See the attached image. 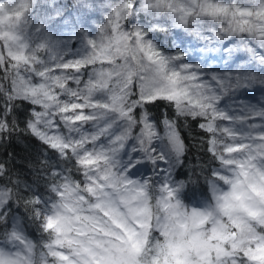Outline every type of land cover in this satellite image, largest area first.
Segmentation results:
<instances>
[{
    "label": "snow or ice",
    "instance_id": "obj_1",
    "mask_svg": "<svg viewBox=\"0 0 264 264\" xmlns=\"http://www.w3.org/2000/svg\"><path fill=\"white\" fill-rule=\"evenodd\" d=\"M49 2L37 26L41 0H0V140L23 124L47 162L44 192L0 164V264H264V102L242 94L256 77L157 35L190 30L229 68L258 63L264 84V0H103L95 35L71 44L54 34L66 6ZM188 120L217 162L191 206L177 178Z\"/></svg>",
    "mask_w": 264,
    "mask_h": 264
},
{
    "label": "trees",
    "instance_id": "obj_2",
    "mask_svg": "<svg viewBox=\"0 0 264 264\" xmlns=\"http://www.w3.org/2000/svg\"><path fill=\"white\" fill-rule=\"evenodd\" d=\"M87 2L94 5V7L82 9L81 5L85 3V0H56L58 5L66 6L62 10L65 18L54 30L57 39L67 40L69 34H72V40L69 41L71 44L77 40L75 34L81 28L91 34L95 32L97 25L104 20L103 10L100 7L103 0H87ZM41 3L43 6L40 8V14L33 21V24L37 26H39L41 19H45L48 15H54L50 2L45 4L44 0H41ZM67 13H71V16H67ZM56 19L59 20L60 17H56ZM45 22L50 26V22ZM157 35L165 48H172L176 44L181 48L187 49V59L190 63H201L207 60L206 67L216 72L223 70L235 73V71L242 68H247L248 71L254 73L256 79L251 82L248 89L242 90L244 102L245 104L250 103L257 108H259L260 102H264V84L261 83L262 73L258 63L252 64L245 59L237 61L232 64V68H229L228 64L232 63V58H228L225 61L221 59L222 54L219 52L202 51L204 41L198 40L194 35H191L190 30L186 32L182 28H174L167 33L161 32ZM240 55H243V53H240ZM232 104L233 101L225 95L221 105L232 106ZM198 123L192 120L182 121L181 127L182 138L187 146V159L184 161L183 166L178 167L177 170L180 175L177 178L185 183L181 200L188 206L192 203L202 202L205 199L208 188L207 181L211 179L208 169L217 166V162L213 160L211 154L207 151V140L210 134L200 129ZM258 123L259 121H257ZM43 151L40 142L23 131V124H21L19 131L13 133L10 137L0 140V164L6 166L13 182L19 180L21 186L27 182L34 189L44 192L47 183L44 168L47 162L42 155ZM19 211L23 214L27 224L26 231L29 238L33 241L39 240L41 234L36 224L28 219V214L25 213L23 204H21Z\"/></svg>",
    "mask_w": 264,
    "mask_h": 264
},
{
    "label": "rangeland",
    "instance_id": "obj_3",
    "mask_svg": "<svg viewBox=\"0 0 264 264\" xmlns=\"http://www.w3.org/2000/svg\"><path fill=\"white\" fill-rule=\"evenodd\" d=\"M93 33V35H95V32H92ZM188 57V56H187ZM256 123H257V121H256ZM259 124V123H258ZM192 204H195V203H192ZM192 204H190L189 206H191Z\"/></svg>",
    "mask_w": 264,
    "mask_h": 264
}]
</instances>
